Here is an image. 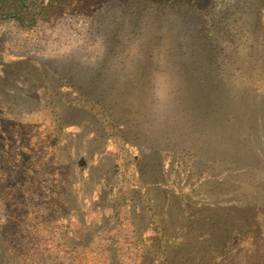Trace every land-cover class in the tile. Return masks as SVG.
<instances>
[{
	"label": "rangeland",
	"instance_id": "obj_1",
	"mask_svg": "<svg viewBox=\"0 0 264 264\" xmlns=\"http://www.w3.org/2000/svg\"><path fill=\"white\" fill-rule=\"evenodd\" d=\"M208 2L0 19V264H264V0Z\"/></svg>",
	"mask_w": 264,
	"mask_h": 264
},
{
	"label": "trees",
	"instance_id": "obj_2",
	"mask_svg": "<svg viewBox=\"0 0 264 264\" xmlns=\"http://www.w3.org/2000/svg\"><path fill=\"white\" fill-rule=\"evenodd\" d=\"M98 1L101 0H0V19L18 21L24 29H28L36 23L37 17L43 14L48 13L54 15L58 12H60L59 14L73 12L85 13L89 11L90 8L96 7L100 3H98ZM151 1L157 6H162L178 13L179 18L185 25L189 22L185 18L198 24L205 22V19L212 21V18L207 16V14L212 12V9L208 6L210 2L206 4L207 6L204 5L205 7H203L202 0ZM195 32L200 33V28H196ZM177 37H182V41L172 42V48H175L174 55H176L180 61V67L185 69L184 72L187 81H191L201 88V91L200 89L198 91L191 86L188 95L193 99L194 103L200 100L211 99V91L219 89L218 85H212V79L215 76L209 75L208 77L209 73L204 74L205 71L210 70V67L217 68L219 65L210 52L212 47L211 41L205 40V42L201 41L199 43L197 41H192L193 43L188 42L185 38L188 37L186 31L182 32V29L177 33ZM194 68L203 71L194 73Z\"/></svg>",
	"mask_w": 264,
	"mask_h": 264
}]
</instances>
